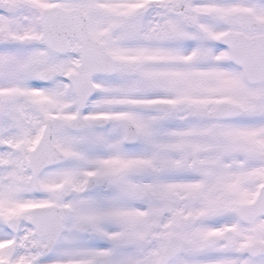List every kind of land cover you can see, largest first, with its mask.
I'll list each match as a JSON object with an SVG mask.
<instances>
[{"label":"snow or ice","instance_id":"1","mask_svg":"<svg viewBox=\"0 0 264 264\" xmlns=\"http://www.w3.org/2000/svg\"><path fill=\"white\" fill-rule=\"evenodd\" d=\"M0 264H264V0H0Z\"/></svg>","mask_w":264,"mask_h":264}]
</instances>
